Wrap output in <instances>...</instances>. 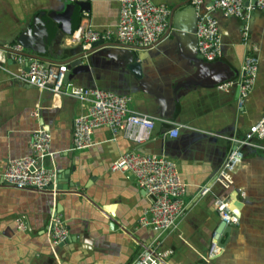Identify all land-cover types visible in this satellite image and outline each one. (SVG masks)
<instances>
[{
	"label": "crops",
	"instance_id": "0c3cea01",
	"mask_svg": "<svg viewBox=\"0 0 264 264\" xmlns=\"http://www.w3.org/2000/svg\"><path fill=\"white\" fill-rule=\"evenodd\" d=\"M75 1L0 0V45L21 44L19 35L35 17L46 20L49 12H60ZM84 1L89 3L88 10L76 6L81 20L96 29L117 23V0ZM152 1L166 4L169 16L173 13V33L158 41L164 31L144 49H132L145 79L164 95L166 104L161 111L156 97L141 90L128 71L127 56L120 47L84 56L69 69L63 84L66 91L96 86L130 94L129 107L154 119L150 137L142 143L129 140L122 131L113 135L108 127L99 126L92 132L90 147L74 149L73 120L87 111V102L40 90L0 68V264H129L149 246L169 252L162 264H264V153L242 143L249 126L264 111V12L255 10L242 19L216 11L221 53L208 61L197 57L191 0ZM208 2L203 0V7ZM69 35L59 45L55 39L43 55L64 63L67 49L77 45L69 42ZM12 53L0 48V63L15 70L19 64ZM247 54L257 56L258 72L240 107L236 85L225 89L217 85L239 78ZM172 122L180 124L173 137L167 134ZM39 127L51 133L52 155L43 164L55 167L57 173L73 165L68 180L78 182L75 191L59 189L53 194L2 180L10 159L31 153V134ZM232 148L242 151V160L231 173L229 187H223L216 177ZM128 150L165 155L176 162L188 186L175 229L138 225L150 198L130 173L109 169ZM203 185L210 190L201 195ZM218 197L228 199L238 220L221 234L214 203ZM54 212L68 228V240L62 245L50 240ZM18 217L26 225L23 230L18 228ZM213 244V255H209Z\"/></svg>",
	"mask_w": 264,
	"mask_h": 264
},
{
	"label": "built area",
	"instance_id": "2783aa9c",
	"mask_svg": "<svg viewBox=\"0 0 264 264\" xmlns=\"http://www.w3.org/2000/svg\"><path fill=\"white\" fill-rule=\"evenodd\" d=\"M119 16L114 26L96 29L88 22L81 20L69 35L68 40L82 49L88 48L92 42H117L123 45L145 47L151 45L165 31L168 26L169 8L163 3H154L152 0H117ZM213 0L203 7V0H191L195 11V36L198 54L205 60L212 61L221 53V36L219 33L216 11L225 16L235 15L242 19L249 16L253 8L264 12V0ZM245 34V32H244ZM13 50L22 51L20 43L11 46ZM19 64L15 70L0 63V68L14 79L28 82L38 89H46L55 93H64L76 96L87 102V111L73 120L72 147L85 149L90 147L92 132L99 126H106L113 135L122 131L124 136L135 143L146 141L154 127V119L129 107L132 100L130 94H121L101 87H72L69 91L63 90V80L67 71L66 63H48L38 59L27 58L18 53H12ZM29 62L26 66L23 63ZM258 72V58L247 54L242 62L241 71L237 80H229L217 85L218 89H225L236 85L238 90L237 102L240 107L251 91ZM173 126L167 130L171 137L176 136L180 124L172 122ZM258 140V141H255ZM51 133L44 127L33 130L30 139L31 153L8 161L1 178L16 187H33L43 190L54 178L55 167L45 166L43 159L52 155L50 152ZM243 144L258 147L264 153V111L252 123ZM242 151L232 148L222 166L216 180L223 187H229L231 173L242 160ZM109 169L113 172H128L137 184L145 190L150 198L149 204L143 208L139 216V226L154 230L175 229L179 217L184 211V195L188 184L180 177L176 162L165 156L144 153L137 150H128L114 159ZM210 186L203 185L199 189L201 195L206 194ZM53 194L55 191L53 189ZM215 209L221 221L237 223V217L231 212L228 199H215ZM19 229L26 225L22 217L16 219ZM52 244L58 245L68 236L62 216L53 213L49 228ZM213 244L209 255H213ZM168 251L157 250L154 247H145L129 264H162Z\"/></svg>",
	"mask_w": 264,
	"mask_h": 264
},
{
	"label": "water",
	"instance_id": "95a60500",
	"mask_svg": "<svg viewBox=\"0 0 264 264\" xmlns=\"http://www.w3.org/2000/svg\"><path fill=\"white\" fill-rule=\"evenodd\" d=\"M189 1V0H187ZM213 0H209L207 4H211ZM249 3L248 0L244 1V4L247 5ZM251 4H255L254 0H251ZM79 6L80 10H88L89 9V3L84 0H76L74 3H68L64 5V9L60 12H49L47 14L46 20L41 19L40 17H35L32 24L23 30L21 34L19 35V41L21 42V45L23 46L22 51H16L11 48H6L4 46L0 45V48H3L4 50H11L15 53L22 54L26 56L27 58H33L38 59L43 62L48 63H59L58 60L47 58L44 56L47 53V50L49 47L53 44V41L55 39H58L59 45L61 42L64 41L65 36L72 33V31L76 28L78 25V15H77V9L76 6ZM193 7V6H192ZM194 9V8H193ZM255 10H259L257 8H253L250 13H253ZM249 13V14H250ZM195 16V11H194ZM196 21V17H195ZM175 26L174 23V16L173 13H170L169 20H168V26L165 30V33L158 41H162L164 37L168 34V32L173 33V30ZM113 47H120V49L123 50V53L126 54L125 58V65L128 69V71L136 78L137 84L140 87L141 90L153 94L158 102V106L161 109L165 107L166 101L164 98V95L161 92L156 91L152 85L149 84V82L145 79L142 68H141V62L139 61L138 57L134 54L132 48L137 49H144V46H132V45H123L119 44L117 42H102L101 40L94 41L91 43V45L88 48L82 49L79 45H74L70 48H68L65 53L67 57L64 58V62L67 66V71L64 76L63 82L66 81V76L69 72V69L74 67L77 64H80L82 61V58L88 54H91L99 49L103 48H113ZM54 49V48H53ZM44 54V55H43ZM198 58L202 57L200 55L197 56ZM27 62L26 64H28ZM174 98L177 100L176 95L174 93ZM70 158H72L71 152H66ZM145 153V152H144ZM148 153V152H146ZM73 165H71L70 169L63 170L62 172L56 173L54 178L43 190L41 191H47L48 193H52L53 189L56 191L57 194L59 189L62 191H75V186L78 184L77 181L68 180L70 170H72ZM66 179V180H65ZM237 197V196H235ZM232 225L231 222L228 221H221L219 226V233L227 232L228 228ZM51 226V224H50ZM68 238L63 240L59 243V245L64 244L67 242ZM222 243L221 241L219 242Z\"/></svg>",
	"mask_w": 264,
	"mask_h": 264
},
{
	"label": "trees",
	"instance_id": "16d2710c",
	"mask_svg": "<svg viewBox=\"0 0 264 264\" xmlns=\"http://www.w3.org/2000/svg\"><path fill=\"white\" fill-rule=\"evenodd\" d=\"M80 20V17L78 18V21Z\"/></svg>",
	"mask_w": 264,
	"mask_h": 264
}]
</instances>
